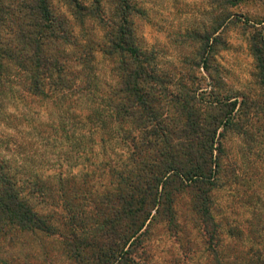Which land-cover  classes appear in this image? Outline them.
Segmentation results:
<instances>
[{"label":"trees","instance_id":"obj_1","mask_svg":"<svg viewBox=\"0 0 264 264\" xmlns=\"http://www.w3.org/2000/svg\"><path fill=\"white\" fill-rule=\"evenodd\" d=\"M226 1L232 22L239 0ZM65 2L62 11L52 0H0V87L4 74L17 73L8 83L19 78L49 116L53 133L42 139L56 153L53 173L28 174L26 187L0 163V256L28 234L51 241L43 254L12 264H150L151 241L163 233L182 252L167 264L197 255L198 264H264V240L252 229L261 201L241 189L236 201L252 218L225 222L215 194L237 184V163L226 159L232 135L264 175L261 30L247 39L255 89L233 94L222 91L214 64L227 48L212 40L220 24L178 45L194 52L165 68L157 50L138 40L129 0L108 9L97 0ZM46 127L40 123L43 136ZM32 150L36 159L45 152Z\"/></svg>","mask_w":264,"mask_h":264},{"label":"rangeland","instance_id":"obj_2","mask_svg":"<svg viewBox=\"0 0 264 264\" xmlns=\"http://www.w3.org/2000/svg\"><path fill=\"white\" fill-rule=\"evenodd\" d=\"M93 1L96 0H80L82 4L88 5ZM97 1L102 3L103 9L115 6L111 4L114 3L112 0ZM222 1L129 0V3L136 11L132 21L138 40L150 49L157 50L165 68L194 52L193 46L178 45L191 40L193 34L201 37L213 34L217 24H220L219 29L223 31L212 35V40L222 38L227 45L226 50L220 51L214 58V64L219 67V72L224 78L222 91L233 94L251 91L255 89L252 78L253 59L248 51L247 39L256 29L261 30L264 36V0H239L238 6L231 9L234 14L232 22L225 20L226 13L223 8L227 1ZM52 3L62 11L68 8L65 0H52ZM97 61L99 71L106 73L108 66L104 57L98 55ZM4 75L6 84L3 83L0 87V163L10 167L12 173L21 180V185L26 187L27 183L31 182L29 175L35 172H47L50 175L55 170L56 153L52 143L48 144L42 139L50 136L53 131L50 128L49 116L43 115L40 111L38 100L25 96L17 86L20 83L19 78L9 80L13 81V85H9L8 77L13 75L17 77V73ZM40 123H46L47 126L44 136ZM225 143L226 159L237 163L235 165L237 184L230 183L215 193L220 211L218 219L245 224L252 218V209L243 207L241 202L236 201V197L241 195L239 194L241 189L251 190L261 201V205H257V202L254 204L259 210V215L252 229L264 240L263 233L259 232L264 229V175H259V171L254 167L248 147L242 138L232 135ZM36 148L45 149L44 153L40 152L37 159L32 157V149ZM32 199L35 206L41 203L38 197ZM50 241L41 235L20 236L14 246H5L0 258L6 264L22 263L32 252L43 254L42 248L48 246ZM248 243L246 241L244 246L248 247ZM150 246L149 255L152 257L150 264H167L171 257L180 258L182 254L174 240L163 233H157ZM198 261L199 255L183 263L198 264Z\"/></svg>","mask_w":264,"mask_h":264}]
</instances>
